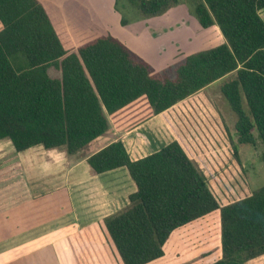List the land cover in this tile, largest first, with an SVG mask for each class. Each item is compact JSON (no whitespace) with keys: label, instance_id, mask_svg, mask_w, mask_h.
I'll return each mask as SVG.
<instances>
[{"label":"trees","instance_id":"1","mask_svg":"<svg viewBox=\"0 0 264 264\" xmlns=\"http://www.w3.org/2000/svg\"><path fill=\"white\" fill-rule=\"evenodd\" d=\"M125 1L142 16L178 2ZM193 6L200 26L216 25L224 41L186 55L168 76L153 74L109 33L68 53L38 0H0V139L9 138L16 151L40 144L73 154L109 129L107 114L139 97L157 114L233 73L221 91L237 116V141L254 144L255 129L264 163V0H196ZM51 68L60 77H52ZM87 162L96 173L125 166L136 184L129 203L103 218L121 264L161 257L173 230L217 209L221 257L210 264H243L264 254V185L220 205L177 140L134 160L117 140Z\"/></svg>","mask_w":264,"mask_h":264},{"label":"crops","instance_id":"2","mask_svg":"<svg viewBox=\"0 0 264 264\" xmlns=\"http://www.w3.org/2000/svg\"><path fill=\"white\" fill-rule=\"evenodd\" d=\"M260 15L264 20V8ZM215 26L203 30L219 31ZM219 34L222 43L224 39L220 31ZM111 35L152 65L145 43L138 38L143 35L130 36L133 38L129 43L119 33ZM199 38H193L190 44L200 46ZM217 81L157 114L144 96L139 97L107 114L109 129L73 154L63 147L45 148L40 144L16 151L9 138L0 139V264H121L103 218L129 203L128 196L136 190V184L125 166L96 173L87 157L117 140L132 160L173 140L184 149L183 140L170 133L175 121L169 111L173 106L187 111L185 104L194 99L209 107L208 91ZM142 99L146 104L141 106ZM211 213L173 230L163 246L164 254L146 264H177L167 255L173 234ZM257 260V264H264V254Z\"/></svg>","mask_w":264,"mask_h":264},{"label":"rangeland","instance_id":"3","mask_svg":"<svg viewBox=\"0 0 264 264\" xmlns=\"http://www.w3.org/2000/svg\"><path fill=\"white\" fill-rule=\"evenodd\" d=\"M38 1L68 53L77 52L80 45L103 33H119L127 43L133 38L130 36L143 35L138 38L145 43L151 56L152 65L148 63L153 74L173 76V68L184 59L180 58L182 55L218 45L221 41L216 28L203 30L198 23L193 6L196 0H178L170 9L153 16H142L125 0ZM197 37L202 44L191 45L192 39ZM208 39H211L210 43ZM49 73L52 77L61 75L60 70L53 68ZM232 76L230 73L220 78L208 91L209 107L200 104V99H194L185 104L191 106L192 109L184 107L189 111L181 106H173L169 111L175 121L170 133L183 140L184 150L204 173L220 205L249 196L254 189L264 185L263 144L255 129L252 131L256 138L254 144L237 141V116L221 91L223 83ZM143 101H140L141 106L146 104ZM233 145L237 147L236 153ZM167 255L171 261L175 258L177 264H210L220 258L219 209L198 220L194 226H186L173 234ZM257 258H250L243 264H257Z\"/></svg>","mask_w":264,"mask_h":264}]
</instances>
